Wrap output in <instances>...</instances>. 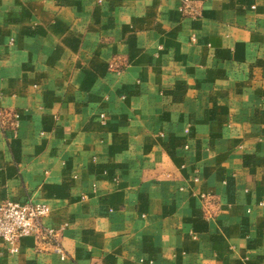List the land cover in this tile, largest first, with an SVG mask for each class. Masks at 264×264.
<instances>
[{"label":"crops","instance_id":"0c3cea01","mask_svg":"<svg viewBox=\"0 0 264 264\" xmlns=\"http://www.w3.org/2000/svg\"><path fill=\"white\" fill-rule=\"evenodd\" d=\"M186 1L0 0V264H264V0Z\"/></svg>","mask_w":264,"mask_h":264},{"label":"built area","instance_id":"2783aa9c","mask_svg":"<svg viewBox=\"0 0 264 264\" xmlns=\"http://www.w3.org/2000/svg\"><path fill=\"white\" fill-rule=\"evenodd\" d=\"M13 118L16 119L17 125L18 116L14 115ZM49 212L48 206L43 204L0 201V242L10 254H17L23 238L32 237L36 240L41 237L55 238V232L43 228L41 222ZM57 252L63 256L60 250Z\"/></svg>","mask_w":264,"mask_h":264}]
</instances>
